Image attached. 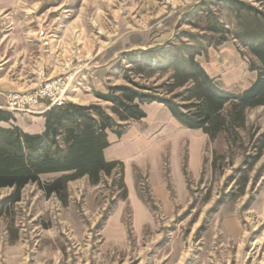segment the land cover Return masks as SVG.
Masks as SVG:
<instances>
[{
	"label": "rangeland",
	"instance_id": "obj_1",
	"mask_svg": "<svg viewBox=\"0 0 264 264\" xmlns=\"http://www.w3.org/2000/svg\"><path fill=\"white\" fill-rule=\"evenodd\" d=\"M263 32L264 16L220 0H0V78L30 84L38 69L46 76L41 55L47 51L64 58L80 51L87 68L108 61L103 93L130 85L126 77L158 87L172 68L141 78L128 71L124 52L106 56L130 42L139 46L129 51H153L146 58L165 66L155 49L174 54L193 45L203 48L195 59L215 85L237 94L257 76L249 67L253 56L237 35ZM98 93L92 103L108 105ZM115 172L98 185L70 182L66 204L36 184L23 187L16 201L11 188L0 189V264H264V106L246 110L234 144L223 134L208 139L198 176L186 177L185 198L176 200L168 187L174 201L169 211L146 185L136 187V194L148 211L133 206L126 200L131 184L123 183L119 168Z\"/></svg>",
	"mask_w": 264,
	"mask_h": 264
},
{
	"label": "trees",
	"instance_id": "obj_2",
	"mask_svg": "<svg viewBox=\"0 0 264 264\" xmlns=\"http://www.w3.org/2000/svg\"><path fill=\"white\" fill-rule=\"evenodd\" d=\"M220 1L231 9L264 16V11L246 1ZM251 1L264 8V0ZM208 28L218 30L215 26ZM188 37L197 39L192 34ZM237 37L253 56L250 69L257 71L255 80L237 94L218 88L195 59L203 48L186 45L184 52L174 54L155 49L154 56L160 54L158 58L165 60V66L159 62L153 65L146 58L153 51L124 52L131 65L128 71L138 77L157 69L172 68V72L158 87L126 77L130 85L109 86L106 93L97 94L98 99L108 103L106 106L70 101L53 105L44 113L40 133L22 131L13 123L14 112L0 108V189L11 188L16 201L23 187L36 184L46 196L54 195L66 204L70 182L86 177L89 185H98L103 177L116 174L118 168L122 176L121 163L106 161L104 157V149L109 145L108 132L120 136L130 121L143 118L141 106L145 103H162L184 126L201 129L209 140L223 134L226 143L234 144L239 130L245 126L246 110L264 106V32L245 39L240 34ZM137 53L140 60L135 59ZM158 90L170 97L157 94ZM50 174L55 176L42 179ZM121 187L124 191L123 183Z\"/></svg>",
	"mask_w": 264,
	"mask_h": 264
},
{
	"label": "crops",
	"instance_id": "obj_3",
	"mask_svg": "<svg viewBox=\"0 0 264 264\" xmlns=\"http://www.w3.org/2000/svg\"><path fill=\"white\" fill-rule=\"evenodd\" d=\"M138 46L123 42L120 48L112 51L106 59L111 60L118 52L123 53ZM62 59L64 57L59 52L50 58H43L41 55V61L47 64L46 77L59 74ZM107 62L94 69L86 67L77 75L69 92L70 102L87 105L97 100L96 92L103 93L105 75L108 72L104 65ZM2 80L3 78H0V89L3 92L12 91L15 88L28 90L38 83L36 77L33 82L23 83L21 87ZM3 105L4 98L0 95V108ZM46 105L45 102L41 103L33 113H14L13 123L26 133L42 132ZM141 107L145 113L144 117L130 121L120 136L108 132L109 145L104 149V157L106 161L121 163L122 181L125 185L131 184L127 190L126 200H130L133 206L148 211L136 194V187L146 185L160 208L169 211L174 201L170 198L168 187H172L177 194L176 200L181 201L185 198L186 177L198 176L208 137L201 129L184 126L162 103H145ZM81 179L87 182L86 177ZM144 215L146 218L147 215L145 213Z\"/></svg>",
	"mask_w": 264,
	"mask_h": 264
},
{
	"label": "built area",
	"instance_id": "obj_4",
	"mask_svg": "<svg viewBox=\"0 0 264 264\" xmlns=\"http://www.w3.org/2000/svg\"><path fill=\"white\" fill-rule=\"evenodd\" d=\"M43 46H49L47 34L40 31ZM52 52H46V57L50 58ZM80 56V51H75L71 58H64L60 64V72L54 77H46L44 69L37 71L38 83L28 90L0 91L4 98V105L1 107L14 113H33L35 108L41 103H46V108L53 105H61L70 101L69 92L79 73L85 68L87 63Z\"/></svg>",
	"mask_w": 264,
	"mask_h": 264
}]
</instances>
